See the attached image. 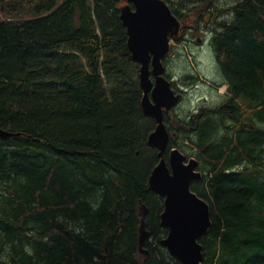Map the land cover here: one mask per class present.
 Listing matches in <instances>:
<instances>
[{"label": "trees", "instance_id": "16d2710c", "mask_svg": "<svg viewBox=\"0 0 264 264\" xmlns=\"http://www.w3.org/2000/svg\"><path fill=\"white\" fill-rule=\"evenodd\" d=\"M123 1L0 0V264H180L160 244L156 122ZM164 1L181 24L196 13L187 32L200 42L206 29L222 76L206 82L216 99L164 114L166 159L178 148L202 174L191 185L211 211L202 263L264 264V0ZM191 54L164 59L182 69L165 72L176 91L205 82Z\"/></svg>", "mask_w": 264, "mask_h": 264}, {"label": "water", "instance_id": "95a60500", "mask_svg": "<svg viewBox=\"0 0 264 264\" xmlns=\"http://www.w3.org/2000/svg\"><path fill=\"white\" fill-rule=\"evenodd\" d=\"M119 11L128 50L139 64L142 111L156 122L148 143L158 150L159 161L151 170L148 186L164 199L160 224L167 228V235L160 244L180 264H203L199 239L210 227L211 211L208 202L191 189L202 174L197 170V160L187 158L178 148L170 149L167 159L164 154L169 138L164 114L181 99L165 76L164 58L170 53L171 40L181 37L182 25L164 0H126ZM8 135L10 132L0 129V137ZM139 212L138 246L140 253L147 254L144 204H140Z\"/></svg>", "mask_w": 264, "mask_h": 264}, {"label": "rangeland", "instance_id": "374dc122", "mask_svg": "<svg viewBox=\"0 0 264 264\" xmlns=\"http://www.w3.org/2000/svg\"><path fill=\"white\" fill-rule=\"evenodd\" d=\"M223 1V0H222ZM126 0L123 1V3L120 5H124ZM197 19L196 13L191 14L190 17H188L187 21L182 23V26H186V29L184 30V33L182 31V34L184 38L187 39L188 43L185 41H176L171 40V46L173 47L172 52L170 53V57L175 58L177 56V53L179 51H185L192 53L189 55V59L191 60L193 57H195L196 61L195 64L192 63L191 69H194L198 75L201 77L202 80H204V83L199 84L198 86H192L189 90H187V93L185 94V98L173 109H175V112L183 111L185 109H180V106L187 109H192L197 107V105H200L201 102L208 101L209 99H216L218 96L216 93H214L211 89L210 84L206 83L208 81H220L221 80V74L219 72L217 63L215 61L214 55L210 49H208L207 44L205 42L207 34L206 29L200 26L201 33L198 35L201 40L200 42H196L195 39L197 36H194L187 32L188 29L193 27ZM203 24V23H202ZM187 32V33H186ZM176 63L178 62H171L170 64L166 65L168 66V70L172 72V76L178 77V75L181 74V67L178 66ZM177 79V78H176ZM226 90L225 86H222L219 88L218 92L224 93ZM213 92V93H212ZM174 111L172 112V114Z\"/></svg>", "mask_w": 264, "mask_h": 264}, {"label": "flooded vegetation", "instance_id": "af4514ba", "mask_svg": "<svg viewBox=\"0 0 264 264\" xmlns=\"http://www.w3.org/2000/svg\"><path fill=\"white\" fill-rule=\"evenodd\" d=\"M212 3H213V1H212ZM214 4V3H213ZM189 31H190V29H189ZM180 33H182V29H181V32ZM179 88V87H178ZM180 90V93H181V101H182V99H183V95H184V93H186L187 91L185 90V89H183L182 87H180L179 89H178V91ZM173 111V109L170 111V112H172Z\"/></svg>", "mask_w": 264, "mask_h": 264}]
</instances>
